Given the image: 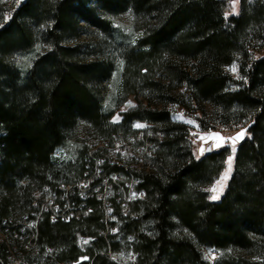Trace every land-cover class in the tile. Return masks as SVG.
<instances>
[{
    "label": "trees",
    "instance_id": "1",
    "mask_svg": "<svg viewBox=\"0 0 264 264\" xmlns=\"http://www.w3.org/2000/svg\"><path fill=\"white\" fill-rule=\"evenodd\" d=\"M15 2L0 0V264H264V0ZM118 66L114 106L137 103L112 123ZM171 105L203 130L249 122L218 200L229 150L195 157Z\"/></svg>",
    "mask_w": 264,
    "mask_h": 264
},
{
    "label": "rangeland",
    "instance_id": "2",
    "mask_svg": "<svg viewBox=\"0 0 264 264\" xmlns=\"http://www.w3.org/2000/svg\"><path fill=\"white\" fill-rule=\"evenodd\" d=\"M20 1H22V0H16L15 5L18 6L20 4ZM233 6H235V8H236V13L235 14H237L240 11L241 0H239L238 3H234V0H227V11H226V13L228 15L234 14L232 12ZM116 22H117V27L120 28L122 32L124 31L126 33H129V36L131 35L130 31H131L132 27L129 25V23L127 22L126 18L122 17L119 20H116ZM233 64H235L237 66V71L235 73L230 71V69H231ZM233 64L229 65L227 68L234 76L237 77V75H239L238 64H237V62H235ZM121 73H122V69H121V67L118 66L115 69V71H114L112 77L110 78V80L106 83V105L105 106H106L107 109H113V108L116 107L114 105H115V100H116L117 96L120 93V85H121V80H122ZM129 102H131V104H129ZM136 103H137V100H136L135 96L133 94L129 95L127 97V99L122 104H120V105H118L116 107L114 115L110 118V122H112V123L121 122L122 117H123L121 115V112L127 110L128 108H130L132 106H135ZM179 107L180 106H177V105H171L170 106V108L172 110V112H171L172 113V118H174L176 120L185 121V122H187L188 124H190L192 126L191 133H190L191 134V146H192V152H193L195 157L202 156V155H200L199 149L201 147H203L206 150V147H207L208 144H211V148H212L214 144L220 143V144H223L224 147H227L228 150H229L228 151V155H227L226 160H225V167L223 168L222 172L220 173V175L210 185H208L206 187V190L209 193V197H211V195H213V192L210 191V189H212L214 186H216L218 188V190H219V186L216 185V181L219 180L220 177L223 175V173L226 171V169H227V158H228L229 155H231V143H232V141L227 139V138L234 137L239 132H241L242 130H246L249 122L247 121L245 123H241L238 126H236L235 128H228V127H225V126H223L221 124H218V122H217V123L214 124V126H215L214 128H211L209 130H203L200 127L199 122L196 119V117H194L195 115L191 114L189 116H192V117L186 118L183 115L178 113V111H179L178 108ZM196 113L198 114L199 112H196ZM117 115L119 116V119L115 120V117H117ZM137 123L144 124V125H146V127L138 129V128L135 127V125ZM132 127L135 130H147L148 128L151 127V125L148 122H146V121H135L133 123ZM213 133L218 134V135H212ZM245 134H246V131H245ZM201 137H203V139H201ZM221 137L224 138V139H220ZM244 137H245V135H244ZM243 139H241V140H243ZM241 140H239L235 144L236 149H237V146H238L239 142H241ZM224 147H220L218 149L214 148L212 151L219 150V149L224 148ZM120 149L123 150V148H120ZM63 153H64V150H62L60 148V149H58L55 152L54 156H56V158H59V157H61L63 155ZM204 154H206V153L204 152ZM137 156H139V158H140L141 154L138 153ZM233 170H234V159H233L232 171H231L228 179L224 182L223 191L220 193L219 198L225 192V189H226L228 181H229V179H230V177H231V175L233 173ZM128 185L130 186V190L132 192V189L134 188V185L132 186L131 182H128ZM107 192H108V190H107ZM109 212L112 213L113 210L109 211ZM113 220H116V219H113ZM118 225L119 224H117L115 231H113L114 233L118 230ZM83 239L87 240L88 243L90 241L87 237H81L80 238V240H83ZM85 245H82V246L84 247ZM203 251H204V258L207 260V262H210V263H213L218 257L221 256L220 251L215 250V249H211V248H207L206 247V248H204ZM84 258H86V259H84ZM126 258H128V257H126ZM81 260H88V257L82 256ZM71 264H73V263H71Z\"/></svg>",
    "mask_w": 264,
    "mask_h": 264
},
{
    "label": "snow or ice",
    "instance_id": "3",
    "mask_svg": "<svg viewBox=\"0 0 264 264\" xmlns=\"http://www.w3.org/2000/svg\"><path fill=\"white\" fill-rule=\"evenodd\" d=\"M238 2H239V0H234V3H238ZM232 12L234 14L236 13L235 6H233V8H232ZM122 63L123 62L121 61V64ZM230 71H232L233 73H235L237 71V66L235 64H233L232 67H231V69H230ZM237 79H243V78L240 77L239 75H237ZM129 104H131V102H129ZM118 119H119V116L117 115V117H115V120H118ZM135 127L138 128V129H140V128H145L146 125L141 124V123H137L135 125ZM245 131L246 130H242L236 136L227 138V139H229V140L232 141V143H231V155H229L228 158H227V169H226V171L223 173V175L220 177V179L216 181V185L219 186V190H218V188L216 186H214L212 189H210V191L213 192V195H211L210 199L213 200V201L219 199L220 193L223 191L224 182L228 179V177H229V175H230V173L232 171L233 159H234L235 154H236V151H237V149L235 147V144L239 140H241V139L244 138ZM212 135H218V134L213 133ZM201 139H203V137H201ZM220 139H224V138L221 137ZM220 147H224V145L223 144H220V143H216V144L213 145L212 148H209L208 151H212L214 148L215 149H218ZM199 152H200V155H203L204 152H205V149L203 147H201L199 149ZM197 158H199V157H197ZM133 196H135V193L133 194ZM109 211H111V210H109ZM84 243L87 244L88 241L87 240H84ZM84 259H86V258H84Z\"/></svg>",
    "mask_w": 264,
    "mask_h": 264
},
{
    "label": "built area",
    "instance_id": "4",
    "mask_svg": "<svg viewBox=\"0 0 264 264\" xmlns=\"http://www.w3.org/2000/svg\"><path fill=\"white\" fill-rule=\"evenodd\" d=\"M178 113L179 114H181V115H183L184 117H186V118H188V117H192V116H189V115H191V114H189L188 112H187V110L184 108V107H182V106H180L179 108H178ZM151 133H152V131L151 130H149ZM142 135V132H140L139 133V136H141ZM129 141L130 142H134V141H136V138H135V136H131V138L129 139ZM120 148H123V150H121ZM115 151L117 152V151H120L124 156H129V155H134V153H133V151H132V149H131V147H129V145L127 144L126 146H121V145H118V146H116L115 147ZM98 190V189H97ZM96 190V191H97ZM130 192V197L132 198V199H136L137 197H140L141 196V193L142 192H139L135 187L132 189V192H131V190L129 191ZM135 193V196H133V194ZM106 204H109V203H107L106 202ZM109 212V211H108ZM110 213V212H109ZM55 217V214L54 215H52V218H54ZM32 225H34V221L31 223ZM79 244L82 246V245H84L85 243H84V239L83 240H80V242H79ZM58 264H64V263H62V262H59ZM73 264H76V262H73Z\"/></svg>",
    "mask_w": 264,
    "mask_h": 264
},
{
    "label": "water",
    "instance_id": "5",
    "mask_svg": "<svg viewBox=\"0 0 264 264\" xmlns=\"http://www.w3.org/2000/svg\"><path fill=\"white\" fill-rule=\"evenodd\" d=\"M211 148V144H208L207 147H206V150H205V153L206 154H209L211 151H208V149Z\"/></svg>",
    "mask_w": 264,
    "mask_h": 264
},
{
    "label": "bare ground",
    "instance_id": "6",
    "mask_svg": "<svg viewBox=\"0 0 264 264\" xmlns=\"http://www.w3.org/2000/svg\"><path fill=\"white\" fill-rule=\"evenodd\" d=\"M108 205H109V204H108ZM108 205L106 204L107 207H109Z\"/></svg>",
    "mask_w": 264,
    "mask_h": 264
}]
</instances>
